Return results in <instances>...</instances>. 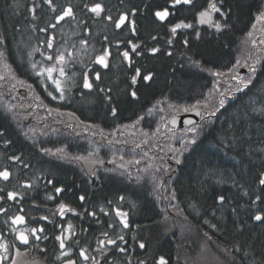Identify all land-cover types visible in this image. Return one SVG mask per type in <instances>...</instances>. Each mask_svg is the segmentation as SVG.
<instances>
[{
	"label": "trees",
	"instance_id": "obj_1",
	"mask_svg": "<svg viewBox=\"0 0 264 264\" xmlns=\"http://www.w3.org/2000/svg\"><path fill=\"white\" fill-rule=\"evenodd\" d=\"M214 2L226 14L213 13L219 31L196 26L209 0H0V171L9 172L0 178V264L17 254L42 264H264V57L249 84L226 95L264 0ZM96 4L99 16L89 10ZM69 7L72 16L57 22ZM164 10L161 21L155 13ZM181 23L191 27L173 33ZM105 49L107 66L96 63ZM54 65L63 99L37 75ZM194 108L203 114L197 124L168 127ZM92 157L104 163L97 183L79 164ZM114 161L128 170H113ZM17 215L23 224L12 223ZM21 230L27 244L16 239ZM57 236L67 237L63 249Z\"/></svg>",
	"mask_w": 264,
	"mask_h": 264
},
{
	"label": "snow or ice",
	"instance_id": "obj_2",
	"mask_svg": "<svg viewBox=\"0 0 264 264\" xmlns=\"http://www.w3.org/2000/svg\"><path fill=\"white\" fill-rule=\"evenodd\" d=\"M45 2L51 4V0H45ZM179 3L191 4L192 3V0H174V4H179ZM220 4L222 6L223 0H220ZM53 10H55V9H53ZM89 10L91 12L95 13L97 16H99L102 9H101V5L96 4L95 6H93L92 8H90ZM210 13H219L221 16H224L226 14L221 11V7L218 6L217 3L214 2V0H209L208 8L206 10H204V11L199 12V14H198V16H199V22L200 23L213 24L214 27L219 31L222 28L223 25H221V23H219V22H213ZM155 15H156V17L158 19H160L161 21H163L169 15V12L167 10L157 11L155 13ZM69 16H72V9L70 7L69 8H66L63 11L62 15H59L57 17V22L63 20L65 17H69ZM257 20L258 21L264 20V11H261L260 12V14L257 16ZM124 22H125V17L124 16H121L120 19L116 22V25H115L116 28H120L121 25L124 24ZM181 27L187 28V27H191V25L182 24V23L181 24H177V25H175V27L172 28V32L175 33L176 32V29L177 28H181ZM82 43H84V41H82ZM48 47L49 48L52 47L51 40H49V42H48ZM135 48H136V46L133 45V51H135ZM152 51L155 52L156 49H153ZM109 55H110L109 51L107 49H105L104 52H103V55H100V56H97L96 57V63L101 64V65H104V66H107L106 61H107V57ZM122 55H123V57H124L125 60L129 59V53L127 51H125ZM46 59L47 60H52L53 57L52 56H47ZM64 60H65V57H64L63 54L57 55L55 57L56 65H61V67L59 68V74H60V76H64V71H63V67H62V65L64 63ZM32 67H33V69H35L36 68V65L33 64ZM251 70L254 71V69H251ZM55 71H57V68L54 65V66H51V67L42 68L40 70V72L37 73V75H45L46 74L47 77H48V79L51 80L53 82V84H55L56 90L57 91H61V82H60V80L55 79L53 77V73ZM137 75H139V71H137ZM143 78L145 80H149L150 79V76H144ZM132 82L133 83L136 82V76H133L132 77ZM83 86H84V88H88V89H90L92 87V85L88 81L87 76H85V78H84ZM49 95H52V94L49 93ZM132 95H133V97H135V95H136L135 92H133ZM52 98L53 99H56L55 96H53ZM60 98L63 99V93H62V91H61ZM223 103H224V101L221 100L220 101L221 106H223ZM115 111L116 110L113 109V114H115ZM189 131L195 132L196 129L195 128H192V129H189ZM58 151H62V149H60ZM0 178H3L4 180H8V178H9V172L6 171V170L5 171H0ZM260 184L261 185H264V178H261L260 179ZM60 191H61V189H59V188L56 189V192L57 193H59ZM15 195H16L15 193L9 192L8 193V199L9 200L14 199L15 198ZM80 199L83 200L84 197H80ZM121 199H123V198H121ZM59 208H60L61 213H63L66 210V206L64 204L59 205ZM0 211H3V209H0ZM116 215L118 217H121V223H123L124 226L127 227L126 214L123 213V212H121V211H119V210H117L116 211ZM42 219H44V218H42ZM254 219L257 220V221H260V220H262V217H261V215H256L254 217ZM12 223L13 224H23L24 223V217L21 216V215H17L14 218H12ZM29 231L31 232V234L33 236H35L36 235V232L38 230L35 229V228H33V229L29 230ZM39 231H42V229H40ZM16 239L19 240L22 244H27L29 242V237L26 234V231H24V230H21V231H18L17 232ZM37 239H39L38 236H37ZM56 239L58 241H60V247L63 249L65 247L64 240L67 239V237L57 236ZM121 239H122V237H121ZM99 243H100L101 246H103L104 241H99ZM108 243H115V241L109 240ZM140 247L143 248L144 245L141 244ZM0 249H3L4 251H7V246L4 245V244H2V243H0ZM121 251H123V249H121ZM80 256L83 257L84 260H88L89 259V257L85 254V251L83 249L80 251ZM6 258L7 257H5V259ZM14 264H15V262H14ZM67 264H75V262L72 261V260H68L67 261ZM159 264H166V262L164 261L163 258H161L160 261H159Z\"/></svg>",
	"mask_w": 264,
	"mask_h": 264
},
{
	"label": "rangeland",
	"instance_id": "obj_3",
	"mask_svg": "<svg viewBox=\"0 0 264 264\" xmlns=\"http://www.w3.org/2000/svg\"><path fill=\"white\" fill-rule=\"evenodd\" d=\"M262 11H264V9ZM257 16L252 24L250 32L247 34L246 38L242 40L243 45L241 49V54L240 56H238L236 61L237 65L229 74L228 83L230 84V87L228 90H226L227 91L226 95L233 94L238 90L242 89L243 87H245V85L249 84L251 77L254 74L257 63L264 57V20L258 21ZM251 69H254V71H252ZM241 70H244L245 73H241L240 72ZM223 91L225 92V90ZM24 117H21L22 120ZM33 132L34 131L30 128L29 133H33ZM101 141L102 139L98 138L97 144H101ZM104 147H106L105 144L103 148ZM86 159L97 160L99 162H102L95 157L86 158ZM118 162H120L123 165H126L121 161H114L111 164V168L113 170H114L113 165ZM14 262L15 264H42L40 261L32 259L24 254H17L14 258ZM14 262L12 264H14ZM205 264H219V261L212 259L208 263L205 262Z\"/></svg>",
	"mask_w": 264,
	"mask_h": 264
},
{
	"label": "water",
	"instance_id": "obj_4",
	"mask_svg": "<svg viewBox=\"0 0 264 264\" xmlns=\"http://www.w3.org/2000/svg\"><path fill=\"white\" fill-rule=\"evenodd\" d=\"M208 8V5L206 8H204L203 10L201 11H204ZM200 11V12H201ZM199 13H197L196 15V26L197 27H205L207 29H214V30H217L213 24H209V23H200L199 22V16H198ZM211 17H212V20L213 22H215L214 20V16H213V13H210ZM241 73H245L244 70H241L240 71ZM18 94L20 97L24 98L26 97V91L25 89H18ZM28 110L23 108V107H17L16 108V113L17 114H27ZM202 112L199 110V109H191L189 111H187L186 113H183V114H179V115H176V116H173L171 117L168 121H167V125L168 127L172 128V129H175V128H183V127H192L194 126L195 124H197L200 120V118L202 117ZM58 118H61V116H58ZM23 124L27 125L29 124L30 122V116H26L23 118L22 120ZM64 123L66 124H69V125H73L75 130H80L81 126L79 124V122L74 118L72 117L71 115H67L65 118H64ZM123 134L124 136H134V132L132 130H129V129H125L123 131ZM94 141L96 143H98V139L96 137L93 138ZM63 159H66L65 156H62ZM79 164L83 170V172L85 173V175L92 181H95L96 182V177H95V174H94V170L95 169H100V168H103L104 166V163L103 162H99L97 160H91V159H81L79 160ZM114 169L116 170H119V171H122V172H126L128 170V166L126 165H123L121 164L120 162L118 163H115L113 165ZM263 188H264V185H262Z\"/></svg>",
	"mask_w": 264,
	"mask_h": 264
},
{
	"label": "flooded vegetation",
	"instance_id": "obj_5",
	"mask_svg": "<svg viewBox=\"0 0 264 264\" xmlns=\"http://www.w3.org/2000/svg\"><path fill=\"white\" fill-rule=\"evenodd\" d=\"M97 170H98V168L94 170V174L96 173Z\"/></svg>",
	"mask_w": 264,
	"mask_h": 264
},
{
	"label": "bare ground",
	"instance_id": "obj_6",
	"mask_svg": "<svg viewBox=\"0 0 264 264\" xmlns=\"http://www.w3.org/2000/svg\"><path fill=\"white\" fill-rule=\"evenodd\" d=\"M97 183V182H96Z\"/></svg>",
	"mask_w": 264,
	"mask_h": 264
}]
</instances>
